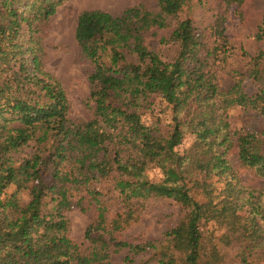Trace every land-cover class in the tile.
I'll list each match as a JSON object with an SVG mask.
<instances>
[{"label":"trees","instance_id":"1","mask_svg":"<svg viewBox=\"0 0 264 264\" xmlns=\"http://www.w3.org/2000/svg\"><path fill=\"white\" fill-rule=\"evenodd\" d=\"M190 1L157 0L156 11L133 6L117 15L102 10L78 15L74 37L93 66L88 77L93 114L86 122L71 123L65 91L40 68L43 24L65 0H0V264H113L111 255L121 249L127 251L123 264H133L129 255L145 250L155 251V264H221L217 250L203 241V220L225 229L222 238L239 246L241 263L264 255V189L235 181L226 157L236 136L240 165L264 179L262 134L234 135L227 117L229 109L241 107L264 118V48L249 57L244 72H234L227 90L221 89L214 68L231 51L224 19L210 27L208 47L190 20L172 24ZM221 2L240 7L245 0ZM169 27L167 39L178 50L165 62L145 45L144 34ZM255 39L264 44V16ZM247 82L255 89L251 94ZM150 98L171 106L174 115L165 135L140 120ZM186 133L195 136L196 152L181 157L175 148ZM192 164L194 178L188 170ZM150 166L161 170V181L145 177ZM214 176L225 183L222 198L221 192L212 196L208 181ZM106 178L122 206L110 220L98 191ZM194 187L201 188L203 202L193 198ZM150 197L172 199L187 210L167 233L170 250L157 252L154 242L132 246L115 238L134 221L135 205ZM85 199L94 205L95 218L83 242L75 243L67 235L65 212L84 209Z\"/></svg>","mask_w":264,"mask_h":264},{"label":"rangeland","instance_id":"2","mask_svg":"<svg viewBox=\"0 0 264 264\" xmlns=\"http://www.w3.org/2000/svg\"><path fill=\"white\" fill-rule=\"evenodd\" d=\"M133 6H142L150 11H156L157 0H65L57 8L55 14L43 24L40 33V44L43 49L40 68L43 73L56 80L65 91L69 104L67 117L71 123L86 122L92 118L93 114L92 104L88 103L90 89L88 77L92 73L93 66L82 55L74 37L78 15L91 10H102L117 15ZM263 16L264 0H245L240 7L235 4L227 6L221 0H192L182 8L172 24L176 20H190L195 31L201 34L205 45L209 47L213 43V39L210 38V27L217 18L224 19V27L231 47L230 57L223 64L214 68V72L219 87L227 90L233 83L234 72H244L249 57L264 48V44L255 39L256 30ZM171 28L152 29L144 34L145 45L165 62H171L178 50L177 45L167 39ZM161 38H166L168 41L161 43ZM133 58L134 56L128 57L129 60ZM245 86L248 94L255 90L250 82H247ZM149 102V105L146 104L145 108L140 110V120L146 126H156L158 135H165L170 130L171 119L174 115L171 106L166 105L159 98H150ZM227 117L230 133L234 135L243 132L262 134L259 147L264 152V118L261 115L245 111L241 107H233L227 111ZM194 137V135L186 133L182 143L175 148L181 157L191 156L196 152ZM233 139L235 142L227 151L226 157L235 171V181L237 180L239 184L248 189H264V179L257 176L252 169L240 165L237 156L236 136H233ZM15 157L21 158L22 152L17 153ZM192 166L188 170L191 171L189 176L194 178L195 165L192 164ZM144 175L151 182H159L163 179L161 170L155 166L146 169ZM208 182L212 183L214 191L212 196H217L221 192L220 198H222L225 192V183L215 176ZM111 186V181L107 178L101 180L98 185V191L104 194L102 200L108 205L106 213L108 220L122 212V206L117 200V195L111 190ZM189 186L192 187V184L190 183ZM12 190L13 187L9 189L8 193ZM191 194L196 201L203 202L206 199L201 188H192ZM21 198L26 202L27 193L23 192ZM82 204L84 209L73 207L65 212L68 219L67 235L75 243L83 242L84 232L95 218L94 205L90 204L87 199ZM134 209L136 210L134 221L115 234L117 241L127 242L132 246H145L147 243L154 242L158 245L157 252L161 251L162 247H168L166 250H170L167 233L183 220L187 210L174 200L163 197L140 200ZM245 211V208L237 209L239 214H244ZM199 227L207 248L217 250V257L221 264H243L239 257V246L236 243L229 244L225 237L222 238L225 229L219 223L215 220H203ZM89 245L88 242H85L83 247L87 248ZM126 252V249H121L111 255V262L123 264ZM154 253L155 251L145 250L137 255L130 254L129 256H134L133 264H155ZM248 261L250 264H264V255H255Z\"/></svg>","mask_w":264,"mask_h":264}]
</instances>
